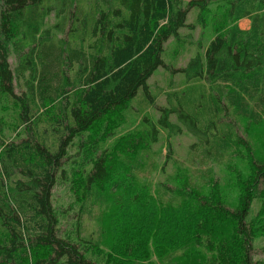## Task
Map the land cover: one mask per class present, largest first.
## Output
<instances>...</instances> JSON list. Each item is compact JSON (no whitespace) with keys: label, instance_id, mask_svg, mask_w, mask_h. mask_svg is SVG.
<instances>
[{"label":"trees","instance_id":"obj_1","mask_svg":"<svg viewBox=\"0 0 264 264\" xmlns=\"http://www.w3.org/2000/svg\"><path fill=\"white\" fill-rule=\"evenodd\" d=\"M211 1L0 0V101L14 109L7 131L25 133L3 138L8 126L0 120V264H194L192 258L195 264H264L255 258L257 250L264 255V129L251 130L263 123L264 0H225V17L203 54L179 68L162 58L165 42L187 26L188 12L198 8L203 23ZM52 11L59 17L56 30L67 25L62 37L42 27ZM247 16L251 23L240 26ZM158 67L184 73L164 104L148 85ZM18 82L25 86L20 91ZM140 88L134 131L145 143L138 151L130 147L137 136L128 137L119 149L139 190L127 191L108 176L107 146L88 153L91 161L69 179L66 164H77L84 134L95 132L108 111L128 107ZM219 111L236 120L220 123ZM183 129L193 137L186 157L208 167L185 173L186 183L176 188L154 185L147 179L158 164L152 145L162 131L170 138ZM75 140L79 150L68 153ZM167 153L165 161L170 142ZM239 156L248 157L250 172L237 178L240 196L232 208L219 194L213 166L232 170ZM57 177L69 179L75 195L77 232L98 220L87 235L73 238L62 230L60 216H68L72 204L59 213L52 205ZM110 203L111 224L103 230ZM112 224L117 242L104 258L92 256L88 250L99 249Z\"/></svg>","mask_w":264,"mask_h":264},{"label":"rangeland","instance_id":"obj_2","mask_svg":"<svg viewBox=\"0 0 264 264\" xmlns=\"http://www.w3.org/2000/svg\"><path fill=\"white\" fill-rule=\"evenodd\" d=\"M189 0H181V5H185ZM229 4L225 0H214L211 1L207 8L203 12V23L198 22L197 16L199 15L198 8H192L186 17V24L179 29V37L175 39L170 37L167 42L164 44V50L162 52L163 61L169 66L173 68L184 67L187 65L191 56L195 55L197 52L203 54L204 47L207 45L209 40L214 35V29L218 26V22L221 18L225 17L224 13H226ZM260 13V12H259ZM250 18V17H249ZM248 16L242 19H239L240 26H247L250 24ZM59 17L56 16V11H52L45 21V24L42 26L43 28L47 27L50 28L51 32L56 33L58 36H63L64 32L67 28L62 27L60 31L54 28V24L58 22ZM189 24H193V28L189 26ZM225 26H229V23L225 24ZM15 65L14 57H11V66L12 68ZM184 76L182 72H173L169 68L165 69L163 67H158L151 77L148 79V85L150 87L151 92H158L157 102L160 104H164L168 91L173 89L174 87L171 86L175 85L178 87V83L180 82L181 78ZM19 91L24 88V84L18 82ZM142 99V90L141 88L137 92L136 96H134L131 100H129L125 105L128 104V107H125L121 110L122 107H119L117 110L108 111L100 120V123L97 126V129L94 130L95 132H87L81 138L83 140L82 149H78L77 140H75V145L72 144L68 147L67 152L71 151H80V155L76 158V163L73 167L70 164H66V170L69 172V179L70 178H77L78 172L81 170V167L85 165V163L90 160L89 154L94 155L96 148H104L108 147L111 151V156L108 161V176H112V179L119 178L118 184H124V187L127 191L136 192L139 189L133 187L130 184V176L125 172V164L122 159H124L121 151H124L128 146V143L125 141V138L137 136L134 131L139 124L140 114H141V107H140V100ZM124 105V106H125ZM133 106V107H132ZM255 110V107H253ZM146 109V107H145ZM14 109L12 108L11 104L7 101H0V120L3 124L8 126L6 131L3 134V138L7 137V139H18L19 136H25V133L20 131L19 134H16V131L10 130L11 127H14ZM149 115L152 117L156 116L155 109L153 107H149L145 110ZM218 117H222L224 119L220 120V123L225 121H233L236 120L234 115L229 114L228 119L223 116L222 112L219 111ZM262 121L263 122L259 127L251 129L252 132H257L259 129H264V113H261ZM172 120L175 117H171ZM244 121H242V125L244 127ZM103 131V133H102ZM41 134L42 131H40ZM261 144H264V130L259 131ZM17 135V136H16ZM48 141H51L53 145H56V140L53 139V135L50 131L47 130L45 134ZM121 137V138H120ZM193 137L183 129L182 133L180 134H173L170 138L167 137V132L162 131L159 134L158 141L152 145L151 150L155 151L154 154L157 155L155 159L158 164L157 167L153 170L150 169V176L147 178L151 180V182L156 185L160 182H165L169 184L171 188L178 187L179 185H184L186 183V175L185 173H192L196 167H200V170H204L207 168L203 165H194L191 162L190 156H187L188 147L191 144ZM258 140V142H259ZM171 144V159L165 161V157H167V146L168 143ZM145 143V141L137 136L133 138V142H131L130 147H134L136 144V149L139 151V146ZM121 151H120V150ZM99 150H97L98 152ZM96 152V153H97ZM89 153V154H88ZM245 153V152H244ZM242 156V155H241ZM233 159V169H227L224 166H218L215 164L213 168L215 169V183H217V188L219 190V194L222 196V200L227 202L229 207H234L238 203V198L240 196V187L239 184L236 182L237 178L241 175H246L250 172V164L249 159L246 156ZM188 158V159H187ZM89 163L86 165V168L90 167ZM245 176H242L244 178ZM111 178V177H110ZM142 178V177H139ZM68 179V180H69ZM68 180L66 182L60 181L57 177L56 183L52 190V205L54 206L55 210L59 213L62 210L67 209L70 204H72V209L69 211L68 216L61 215L62 221V230L69 232V235L73 238L79 237V235H83L89 231L95 230L97 227V221L95 219L88 220L86 222L87 230L81 227V233L77 232V226L79 224L76 223V211L78 210V205L75 203V195L70 190V185L68 184ZM139 183V182H138ZM107 184L106 182L104 183ZM212 191V189H210ZM152 191H154L152 189ZM111 209L112 205L109 204L108 209H106L105 219L101 221L100 225L103 230H106L109 224V217L111 216ZM108 221V222H107ZM100 222V221H99ZM99 225V224H98ZM94 227V228H93ZM115 228L113 224L111 225V229L107 230L106 233H103V242L99 249L90 248L88 251L91 252L92 256L97 258H103L106 256L107 252L111 244L116 241L114 239L112 233H114ZM79 234V235H77ZM97 238L95 239V241ZM102 241V240H101ZM99 242V241H98ZM117 242V241H116ZM264 259V255L260 250L256 252V259L257 258ZM154 261L155 258L153 257ZM195 264V259L192 258ZM155 263V262H154Z\"/></svg>","mask_w":264,"mask_h":264}]
</instances>
